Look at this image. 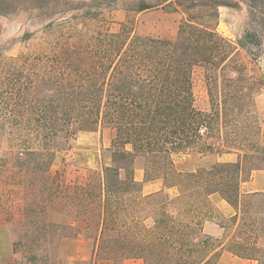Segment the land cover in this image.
Segmentation results:
<instances>
[{"label": "trees", "instance_id": "16d2710c", "mask_svg": "<svg viewBox=\"0 0 264 264\" xmlns=\"http://www.w3.org/2000/svg\"><path fill=\"white\" fill-rule=\"evenodd\" d=\"M241 5L256 28L233 44L209 22L219 7ZM159 7L183 13L176 36L135 34L129 13ZM123 10L128 17L116 31L31 54V222L20 223L27 234L11 243L12 257L1 264H61L66 242L80 239L91 244L89 264H218L223 252L257 260L258 227L249 212L264 194L240 189L253 171H264V146L238 131L241 116L256 122L249 88L264 84L233 58L236 46L253 58L264 52V0H132ZM199 66L210 114L194 104L192 71ZM205 123L218 132L214 144L199 134ZM106 129L113 132L109 166L71 181L52 173L62 142ZM194 153L237 160L189 170L174 161ZM17 156L23 168V153ZM138 161L143 182L161 180L162 190L143 195L134 175ZM214 195L233 211L230 217L213 206ZM207 222L223 231L229 223L234 232L213 238L204 231Z\"/></svg>", "mask_w": 264, "mask_h": 264}, {"label": "rangeland", "instance_id": "374dc122", "mask_svg": "<svg viewBox=\"0 0 264 264\" xmlns=\"http://www.w3.org/2000/svg\"><path fill=\"white\" fill-rule=\"evenodd\" d=\"M130 2L132 0H0V255L7 256L10 251V246L2 236L6 234L12 243L19 236L27 234L28 227L20 223L31 222V155L28 153L31 151V54L48 52L51 45L63 41L76 44L98 32L118 30L119 24L128 17L123 7ZM217 12L218 19L209 24L214 25L217 33L233 44L247 30L256 28L244 5L240 8L221 6ZM129 14L134 21L135 34L150 38H174L184 19L181 10L174 11L166 7ZM235 52L233 63L245 66L251 78L264 84V60L261 59L264 52H258V57L254 58L247 50L238 46ZM218 82L220 84V80ZM249 89L256 122L251 123L241 116L238 134L240 137H247L248 143L263 147L264 85L253 84ZM192 91L195 107L210 114L211 99L206 71L200 66L192 71ZM204 127L206 132L202 136L207 143L214 144L218 132L209 131L206 123ZM112 134L107 129L75 133L69 141L62 142L63 150L57 154L51 167L52 173L64 172L66 179L71 181L90 170L109 166ZM18 152L23 153V168L19 167L16 158ZM222 157L194 153L191 156L176 155L174 161L189 170L197 166H209L217 159L221 162H225L228 157H232L233 161L237 159L236 156ZM140 165L138 161L134 174L139 181L143 175ZM247 176L248 170L244 173V177ZM160 183L161 180L148 184L142 193L145 195L157 189ZM169 194L175 195L174 191ZM219 199L218 195L212 197L213 206L226 218L230 217L233 211ZM263 201L261 199L254 202L249 212L250 219L257 222L258 230L255 235L261 251L256 255L257 260L235 257L239 263L250 261L264 264ZM221 221L225 223L224 220ZM208 223L210 224L205 228V233L213 238L223 240L234 232L229 223L226 231L220 229L215 222ZM90 259L91 244L82 239L73 240L66 242L61 264H89ZM124 264L142 262L127 261Z\"/></svg>", "mask_w": 264, "mask_h": 264}, {"label": "crops", "instance_id": "0c3cea01", "mask_svg": "<svg viewBox=\"0 0 264 264\" xmlns=\"http://www.w3.org/2000/svg\"><path fill=\"white\" fill-rule=\"evenodd\" d=\"M225 156H236L237 157V155H235V154L223 155V157H225ZM219 161H221V160L219 159ZM225 162H235V160L233 161L232 157H230V158L228 157V159H226ZM137 181L142 183V190H144L145 187L148 184H153V183H155L156 181H159V180H156V181H153V182H150V183H144L143 182V175H142V179L140 181L139 180H137ZM242 188H243V190H242ZM162 189H163V184L161 182L157 189H155L153 191H150L147 194H150V193H153V192H157V191L162 190ZM240 190H241V193H243V194L263 193L264 192V171H255V172H253L251 177H250V180L248 182L243 183L241 185V189ZM244 190H246V191H244ZM165 191L168 192V193L174 191V193H175V190H173V189H165ZM147 194H145V195H147ZM219 200H220L221 203H225L221 199H219ZM208 224H210V223L207 222L205 224L204 231H205V228L208 226ZM0 230H1V228H0ZM2 239H4L5 243H7L10 246V251H9V254L7 256L6 255H0V264L4 263L6 261H9L11 259V257H12L11 239L9 240V238L6 236V234L4 236H2ZM226 263H229V264H254V263H251L250 261H246V262L243 261L242 263H239V262H237V259L234 256H232L228 252H223L221 254V257L219 259V263L218 264H226Z\"/></svg>", "mask_w": 264, "mask_h": 264}, {"label": "built area", "instance_id": "2783aa9c", "mask_svg": "<svg viewBox=\"0 0 264 264\" xmlns=\"http://www.w3.org/2000/svg\"><path fill=\"white\" fill-rule=\"evenodd\" d=\"M206 132V128L204 126L199 127V134H204Z\"/></svg>", "mask_w": 264, "mask_h": 264}]
</instances>
